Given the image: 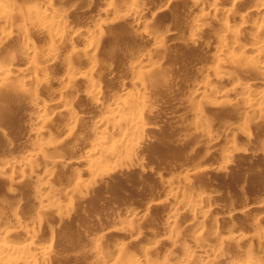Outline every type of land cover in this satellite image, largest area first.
<instances>
[{"label": "bare ground", "instance_id": "bare-ground-1", "mask_svg": "<svg viewBox=\"0 0 264 264\" xmlns=\"http://www.w3.org/2000/svg\"><path fill=\"white\" fill-rule=\"evenodd\" d=\"M17 1L18 0H0V37H3V36L9 37L10 35L11 36L13 35L14 38L16 36V37H19V39H21L22 46L24 47V50L22 49L23 47L21 49L23 50L22 56H23V59L25 60V62L23 61V63H25V66L21 68L17 67V70H14V71L2 69L1 67L3 63V59L7 57V52L5 51L6 52V55H5V52L2 51L3 49L2 50L0 49L1 50L0 52V85L1 86L6 85V86L14 88L15 89L14 99L17 100L15 96V92H17L21 95V96L17 95L18 99L21 98V100H26V102H28V104L23 103V106L30 104L29 108L28 106H26L28 110H25L27 112L26 113L27 119L25 115L22 116V118L25 117L27 121L26 120L24 121L23 119L24 123L25 122L29 123L34 128L33 130H35L36 132L32 134L34 131L32 132L30 128L31 126L30 127L28 126V128H30V131L32 132L30 134L33 136L31 138L28 137V139H25V140L23 139L20 146L18 145L20 151L16 148V150L19 151V154H16L19 156V159L17 160L16 158H14L16 160L13 161L12 160L13 158H12V159H9L12 161L8 160L7 162H6L7 160L6 159L4 163H0V184L2 183L4 186H8V187L13 186V184H15L14 182L15 178L11 179L10 177L12 176V174L11 175L9 174L10 176H8V172L10 173L11 170H13L15 167H18V166H19L18 168H20L19 170L22 171L21 173L22 178L29 179V176L31 177L32 174L33 175L40 174V180H43V181L40 182V188H39L41 189L42 193H39V191L37 190L38 194H36L35 197H33L34 203L37 204V207L39 208V210L37 213H32V215L29 214L28 217L26 216L28 218V225L29 224L32 225L31 228H29L30 226H28L27 223L21 222L22 219L20 218V215L24 212L25 207L23 208L21 206L23 208V212H22L21 210L22 208L18 209L16 208L17 206L15 207L14 205L13 207L15 208L11 209L10 212L5 211L6 213H9L8 219L3 220L1 219V216H0V219L3 220L2 228H0V264H35L36 261L38 262V260H41V262L43 261L44 264L46 263L48 264L49 261L47 262L46 260H47V257L49 258V256L47 255L55 249V247H53L55 245L50 244L51 242L49 243L48 236H47L48 238L47 240H46V236L45 238H42V237L39 238V235H41L40 233L43 229L41 226V223L44 222L43 221L44 217L49 216L47 218L52 217L54 219H57L60 212H65L68 215H73L76 208H74L73 203H68L66 205L62 204V201H63L62 198L64 197L63 195H67V196L73 195L81 199V201L82 199L85 200L87 196V191L91 189V188H88L89 186L88 181L90 180V177L93 176L92 185L94 186H96L98 182H102L105 175L102 176L103 178H101V176L100 177L95 176L94 173L98 170L100 171V169L104 168L108 163L112 164L111 162H114V163L118 162L121 168L125 169V172H126V169L129 170V168L134 166V164L140 165L142 163L143 160H141L140 158L141 156H139L138 151L143 147V143H144L143 139L145 140L147 139L146 137L147 132L145 131H147L148 128L146 127L144 119L146 116L145 113H148V111H146V108L149 107L148 103L150 105L152 104L150 103V98H149V102L147 99L148 98L147 88H149L147 86L148 83L146 84L145 80L142 79L143 77L141 78V76L139 75L140 72L135 77L133 75L134 78H132L133 81H131L132 88L133 87L135 88L134 94L130 93L131 95H126L127 93H129V92H126L125 94L126 97H123V98L119 97L117 99H114L116 98L114 96H112L114 97L112 99L108 96L111 99L109 102L104 99L105 93L106 92L108 93V91L106 90L105 92V89H104L106 87L105 85H104V88L102 87L101 85L102 83L100 82H102V80L104 79H102L103 77L101 76L100 78L98 76V73L96 74V70H97L96 68H97V65L99 68L101 64L104 66L105 63L104 64L101 63L100 65L99 63L97 64V62L99 61L98 58L104 55L102 58L104 59L108 55L107 54L108 51L110 53V49H111L110 47H113L115 52H117L118 50L117 54H120V53L124 54V52L128 51L130 48L133 49V47H136L134 45L135 44L134 42L133 44L130 41L132 43L130 44L131 47L128 43L125 42L126 33H124L125 30L123 28H122V30H124L123 34L121 33L120 31L121 29H120L119 31L121 34L118 32L119 34L118 33L114 34V36L109 39V36H110L109 32H105L104 31L105 29L103 30V27L101 25L102 29H99V30L97 29L96 32L94 31L95 33L93 32L94 34H92L93 36L91 38L92 42H89L88 46L81 47V48L79 47V49L78 48L75 49V47L73 46V43L70 41L71 44L70 43L69 44L74 47L73 48L74 51H76L84 59V61L80 62L78 66L76 65L74 66L72 65L74 64L72 63L73 57H71L73 55L69 56L67 55L68 54L67 53L66 54L68 56L67 57L64 54L67 52L68 49L63 54L61 50H63V52L65 50L64 49L60 50L61 47L59 46V44L61 45V43L65 41L67 42V40H72V39L74 40L75 39L74 36H76L78 32V31L76 32L74 31L76 29L74 28L75 26L72 25V23L69 21L70 19L68 20L69 18L68 16L70 15L68 14V11H69L68 9H70L69 13H71L72 9L68 8L67 9L68 11L65 9L64 10L60 9L59 11L58 7H57L58 9L52 7L53 4L49 2L52 0H31L30 3L27 2L28 0H26L25 4H24V1L21 0L23 2L22 3L23 5L19 4V1L18 2ZM115 1L116 0H97L95 3V5L96 4L103 5V8H101V11L103 9V12L101 13H103L105 17L107 18V20H105L106 25H113V24H117L120 22H125L126 20H128V18L131 19L132 16L135 17L138 15V18H139V13L142 11V9L144 10L145 9L144 7H146L145 5H147V3L146 4L143 3L145 2L143 0L142 1L132 0V2L130 1L131 4L134 2L135 3L132 5L130 4L131 6L129 5V8L127 9L128 14L121 15V13L123 12L121 10L122 12L120 13V15H118L119 12L117 13L116 11L117 9L119 10L120 8L118 7L116 9L115 4L117 3V1L116 2ZM171 1H172L171 3L175 1L176 2L186 1L185 3H189L193 6V8L192 7H190L191 9L189 8L192 11V14L190 15L187 14L188 20H186L188 21L187 27L190 30V33L192 36V38L191 39L189 38V41H188L192 45L191 47H193V45L195 44H198V45L202 44L201 42L207 39L209 35V31L212 28L215 31L218 30V34L220 33L221 35V38H219V40L215 42L216 46L215 47L213 46L214 48L211 49V50H214L213 52L215 54L211 52L213 53V55H210L208 58L206 57L207 58L206 61L204 59L207 67L206 68L201 67L202 69H205L204 71L200 68L204 72L202 73V75L207 76L208 78L203 79L202 78L203 76L202 77L195 76L191 78L190 80H188L187 84L193 93L192 102L190 100V104L192 105L193 99H195V97L199 95H202V96L213 95L217 99H223V100L224 99L226 100V98L230 96L231 97L234 96L235 98L237 97V100L234 101L235 107L238 108V105L244 107L247 114L251 113L255 119L262 122V120L264 119V0H171ZM26 3L27 4L29 3V4L26 5ZM88 3L90 5L89 1ZM85 5H87V3ZM225 5H228L229 7L223 8L225 7ZM28 6L34 7L30 9V10L33 9V11L31 12L33 14L31 15H33L34 21L32 19L33 17L29 18L31 16L30 12L28 13L30 16H27V17L24 16L25 19L28 18L29 21L30 19H32L30 23L29 21L27 22L25 19L23 20L21 16V14L25 15L24 12H21V11L22 10L27 11V9L29 8L27 9L25 8ZM172 8H174L173 12L177 11L175 10L177 8L176 6L175 7L172 6ZM193 9L195 10L194 13H193ZM205 9L207 11H204L205 13H203V10ZM166 11H163V9L162 11L160 10V12H164V14L167 13ZM196 14H199V16ZM106 18H102V19H106ZM137 23H138L137 24L138 27L132 30L133 32H129V33H132V36L136 38L138 37V39L141 38L144 40L151 41L155 45V49L152 48L153 49L152 51H149V50L146 51L144 49H139V48L135 50L133 49L134 53L132 52L131 53L133 54L134 58L131 60L135 59L134 65H136L139 68V70H142V69L145 70L144 72H142L144 73V75L150 74L151 76L153 72H155L158 68L160 70L161 69L160 66H162L161 60L160 62L158 61L159 63L158 62L156 63L155 62L156 59L153 58L152 55H155L156 53H158V55L161 54L159 56L161 57L162 53H164L165 51L164 52L162 51L163 49H161L162 48L161 46L160 47L157 46L158 43L160 42V39H159L160 37L155 35V33L152 32V30L150 31L149 21L145 19V21L139 20ZM72 26L74 27L72 28ZM233 29H236L235 30L236 32L232 31ZM36 34L38 35L44 34L47 36L48 42L49 40L52 41L49 44L47 43V45L45 43V46L41 44L42 47L43 46L44 47L42 49L41 48L38 49V50L41 49L39 54H38L39 51L38 52L36 51H37V48L40 46L36 48L37 42L36 44L33 42V40L36 39L34 38L35 36H37ZM86 34H88V32H86ZM211 34L214 35L216 33L215 32L214 34L210 33V35ZM218 34H216L215 36L216 37L219 36ZM210 35H209V38L211 37ZM132 36L130 35L131 39H132ZM130 37L128 36L129 39ZM55 39H57V42H55L56 41ZM5 40L6 38L4 39V41ZM107 41L108 43H106ZM78 43L79 42H77V44ZM104 43L108 44V46L105 47ZM22 50H20V53ZM131 50H129L128 53ZM15 51H17L16 48L14 49L13 53H15ZM113 52L111 51V53ZM9 53H8L9 60L11 58V61H12V58H15V56L17 57L16 54L10 55ZM16 53L21 56V54H19L18 52ZM117 54L115 53L113 55H117ZM109 56H112V55L109 54ZM69 57H71L72 59L71 64H70V61L68 60ZM77 57L75 59L79 58ZM16 59H19V58H16ZM109 60L112 62L111 59ZM157 60L159 59L157 58ZM40 61L45 62V63L47 61H52L55 63L54 66L57 64L58 65L62 64L65 68V71L62 72L61 74L60 73L57 74L58 73L57 72L55 73V75L57 76L53 75L55 77L50 78V75H51L50 72L52 71L54 74L53 64H49L51 63L49 62L48 64L43 65L45 64L43 63L42 64L43 66H41V68H38L39 63H41ZM37 62L39 63L37 64ZM104 62H106V59L104 60ZM111 62H109L108 66L105 65L107 66L108 69L111 67L110 66ZM21 63L19 64V66L21 65ZM106 64L108 63L106 62ZM7 66H9V62ZM103 66H100V67H103ZM15 68L16 67H14V69ZM234 69H236L235 71H237L238 69H241L239 73H242L241 71L244 72V75L242 76L241 79L238 80L235 77V75L233 74ZM60 71L61 70H59V72ZM108 74H110V72ZM111 76H113V74H111ZM111 76L109 75L107 77L111 78ZM118 79L119 78H115L116 81L113 80L114 83H112V86L118 81ZM122 81L123 79L121 80V82ZM216 83L230 84V86L229 88H226V89H220V88L216 89L214 86L216 85ZM50 84H53V86L54 85L57 86L56 91L57 89L58 91L56 93L50 92L49 96L47 95L49 97L48 99L47 97H45L46 99H41V96L43 95V93L41 92L42 88L45 86H49ZM121 85L122 84H120L119 86ZM3 87H2V90H3ZM49 87L48 89L51 91ZM255 88H258V89L261 88V90L255 91ZM116 89H117L116 91L119 90L118 88ZM121 89L123 90V88ZM121 89L119 90L120 92H118L119 93L118 96L120 95L122 91ZM9 96H13V95H9ZM80 96L89 98L87 100L92 101L90 102V105H89L90 109L91 108H92L91 110L98 109L97 111H99L102 114V116H100L101 118L99 119V121L93 118L97 121L96 126L95 124L93 125V123H90V124L86 123V121L91 118L88 116H86L88 117L86 118L83 115L85 113V110H84V113H82L83 111L82 112L78 111L79 106L78 108H76V106L79 103H77L75 106V102H76V99L79 98ZM20 101L17 100L16 103ZM80 101L81 100H79L78 102ZM82 105L83 104H81V106ZM191 105L189 106L191 107ZM156 107L155 108L153 107L154 108L153 110L155 111L154 113L156 114L161 115L165 113L166 111H168V104L161 103L160 106H156ZM191 108H193L194 112L198 116V118L197 117L195 118L197 120H194L195 122H192L193 124H191L192 125L191 127L194 130L199 131L201 133H204V134L207 133L206 134L207 136L204 135L206 138L204 137L203 138L206 139L205 142H207L209 146L213 145L215 142H218L220 139L218 140L215 137L217 135L213 136L211 135L212 132H209L210 130L214 128V124L208 122V120H204V118L201 119L200 116L202 114V111L200 108H194L193 106ZM87 109H88V113H90L89 108ZM80 110H83V109L80 108ZM24 113L25 112L23 111L22 114ZM85 114H87V112ZM196 114L195 115L193 114V115L196 116ZM93 116H94V113H93ZM247 117L250 118L249 116H246L245 118L247 119ZM242 120L241 122H243ZM248 121L246 122L244 120L243 124L241 123L242 129L245 130V127L247 126ZM58 123L63 124V128H62L63 130L61 132H58L59 135L57 136L59 139L57 141L54 140L53 142L51 141L52 139L51 136L53 133L51 134L52 130L49 129L50 127L49 125L50 124L55 125ZM86 124L93 125L94 127L93 126L92 127L95 129L99 137V140L97 141V143L95 142L96 144L94 145L93 150H88V152L81 150L83 148L85 149L83 145L86 144L85 139H87L88 137L86 136L89 135V134L88 135L86 134V130L87 129L89 130L90 127L86 128L87 127ZM109 125H112V127L110 126L111 127L110 128ZM117 129L118 130L124 129V131L122 134L120 132L116 133L115 130L118 131ZM236 129L230 128L228 134L233 131H236ZM88 132H90V130ZM115 133L121 134L120 135L121 140L119 139L120 141L117 144H112L111 139L115 137ZM30 134H28V136ZM92 134L93 133H91V135ZM52 137H55V136H52ZM10 142L9 141L6 142L7 146H10V144H13ZM145 143L147 142L145 141ZM13 145H11L12 149L15 148ZM6 149L8 150V152H11V150L9 151L8 147H6ZM94 156H96V158H93ZM222 156L225 162L230 160L229 159L230 153L224 154ZM59 165L62 166V169L65 168L67 172H69V169H75L76 166L83 165V167H85L83 170V175L87 177L90 176L89 180H87L86 182L85 179L84 180L82 179L81 172L79 173V171H76L79 173V175H76L74 172L75 170H73L74 173L73 172L72 173L75 174L76 182L70 187L69 185L65 184L67 185V188H66L65 185H63V182H61L64 180L63 177H62L63 180L56 179L58 175L55 173L56 170L54 168H57V166L59 167ZM116 165H114L115 166L114 169L117 167ZM121 168L120 169L118 168V169L121 170ZM140 168L138 170V174L141 176L145 172L144 170L145 167L143 166L144 169L142 168L140 169ZM51 169L55 170L53 174L54 175L56 174L57 176V177L55 176L56 178H54L53 175L51 176V173L49 172ZM58 169H61V168H58ZM111 169L109 168L108 170L107 168L106 172H109ZM103 171L105 172V170ZM48 172L50 174H48ZM67 172L66 174L63 173L64 174L63 176L65 175L67 176L68 175ZM100 172L103 173L102 171ZM113 172L116 173V170ZM113 172H111L110 174H112ZM125 172H123V174H125ZM120 173H122V170L120 171ZM133 173H136V172H133ZM155 173L157 174V171H155ZM73 174L72 176L71 175L69 176L73 178ZM98 175H101V174L99 173ZM188 175L190 174L187 173L179 177L176 176L177 178L175 177L174 179L165 178L166 180H160L161 185L165 192L162 195H160L161 197L159 200H156L154 203L152 200L153 204L146 207V211H147L146 213L155 212L156 210L158 211L161 208L167 207L165 209L166 213H164L165 218L164 219L159 218L161 214L158 217L160 220L162 219L161 224L165 231L164 234L157 236L155 235L156 233L151 232L153 230L152 229L151 231L150 230L149 231L153 233L151 235H154V236L152 237L151 235H149L150 233L147 234L148 237L145 236L144 234L148 233L149 231L145 232L144 230H142V226H143L142 224L140 228V222L143 223V220L141 221V219H139L140 215L137 216L131 212H128L127 214L123 215V219H122L123 223L121 222L122 224H120L119 229L118 230L116 229L117 230L116 240H114L115 237L114 239L112 238L113 240H108V237L110 235L111 237L115 236V234L113 233L112 234L102 233V235H98V237L92 236V240L96 241V243L94 244V246H91L93 248L90 247L92 249V251L90 250L91 255L100 257L104 254L106 257L105 259L106 262L104 264H264V229L257 230L256 228L257 226H255L253 227L254 229H252L253 231L252 235L242 236L238 232H236L239 229L236 228L237 230L234 231L235 230L234 229L235 226L233 227L234 223L232 227L231 225L229 227L224 226V217L227 214L231 215V211L234 209L231 210L227 208L226 206H221L222 205L221 202H220L221 205L220 203L218 204L217 203L218 197L216 196L217 197L216 198L214 196L215 194H210L211 192L210 193H208L207 191L205 192L206 189L204 190H202L201 188L193 189L192 187L193 185L191 184V181H189L190 176L188 177ZM26 176L28 177L26 178ZM70 177L69 179H72ZM187 177L189 179L188 182H187ZM100 178L102 179V181ZM25 179H24V183H25ZM18 180L20 179L18 178ZM58 181H60L61 183H55ZM24 183H22L23 184L22 186H24ZM17 186H19V184ZM13 187H11L8 191L5 190L6 192L4 191L6 193V200H7V192H8V196L10 195L11 198L12 197L14 198L12 200L18 201L17 198L20 199V194H17L19 195L17 197L15 190L14 191L12 190ZM0 188L2 190L1 185H0ZM14 188L18 189V187L16 186ZM19 189H20V186H19ZM246 195L244 192L242 193L240 192L239 194H236L233 196L229 195L226 200L227 201L229 200L231 202L233 201V203H235L236 201L240 203L242 201L243 203H245V205H248V201L246 202L247 200ZM10 196L8 197L9 199L7 201L10 200ZM86 201L88 200L86 199ZM19 204L21 205L20 202ZM225 207L227 209H225ZM3 209H2V212L0 211L1 212L0 215H3L2 213H5L3 212L5 209L4 210ZM228 210H230V212ZM184 214H188L190 218L188 217L189 221L186 224H184L183 222L184 224L183 225L181 222V219L183 220L182 215ZM234 214L236 213L234 212ZM237 214L235 216L253 215L257 218L258 222H261L262 220H264V207L258 206L256 204L253 205V204H250L249 202V205L244 207V209L239 213V215ZM68 215H65V216H68ZM146 215L147 214H145V216ZM71 217L64 218V219L61 218L62 220L60 219L61 221H60L58 228L62 230L61 231L59 229V232L60 231L65 232L66 234L67 233L71 234L72 232L71 236L74 235L73 236L74 238L76 237L75 235L83 234L84 230L82 231V229L80 228V226L82 225H73L71 223ZM161 217H163V215ZM206 224H209L208 225L209 227ZM229 224H231V222ZM36 226L39 228L36 229ZM48 226L49 228L52 227L51 225H48ZM135 226L136 228L139 226L138 229L135 230L134 229ZM149 229H151L150 226H149ZM45 230L43 229L44 232L49 231L50 232L49 234H52L51 231H53V229L51 230L49 229L48 231H45ZM135 231H140V232H135ZM105 233L107 232L105 231ZM158 234L160 233L158 232ZM131 235H133L134 237L129 243H127L126 241L128 239L126 240L125 236L127 237ZM123 236L126 241H124L123 238H122L123 240L121 239V237ZM50 240L53 241V238H50ZM243 244L247 245L246 251L245 252L238 251L239 249L238 247H240ZM48 245H53L51 246L52 251H50L51 248L47 247ZM159 247L162 248V252H158L159 250L157 249ZM52 254L53 252L50 255L52 256ZM51 258L49 259L51 260ZM92 259H95V258H92Z\"/></svg>", "mask_w": 264, "mask_h": 264}, {"label": "rangeland", "instance_id": "rangeland-1", "mask_svg": "<svg viewBox=\"0 0 264 264\" xmlns=\"http://www.w3.org/2000/svg\"><path fill=\"white\" fill-rule=\"evenodd\" d=\"M18 1H19V4L23 5L22 4L23 2L21 0H18ZM23 1L25 4L26 0H23ZM30 1L31 0H28L27 2L30 3ZM88 1L90 2V5H89ZM93 1L94 0H52V1H49L53 4L52 7H54V8L58 7L59 11H60V9L61 10H64V9L67 10L68 8L72 9L71 13H69L70 9H68L69 11L67 10L68 14H70L68 16L69 17L68 20L70 19L69 21L72 23V25L75 26V27L72 26V28L73 27L76 28L74 31L75 32L78 31L77 34H79V35L76 34V36H74V38H75L74 40L73 39L67 40V42L65 41V42L61 43V45L59 44V46L61 47V48L59 47L60 50L61 49L65 50L64 52H63V50H61L63 54L68 49L64 55H66L67 53H68L67 55H69V56L73 55L71 57H73L72 59H73V61L74 60L75 61L74 62L72 61V63H74L72 65L78 66L80 64V62L84 61L83 57L80 56L76 51H74L73 48L75 47V49H77V48L79 49V47L81 48V47L88 46L89 42H92V39H91L93 36L92 34H94L97 29L98 30L102 29V27H103V30L105 29L104 30L105 32H109V35H110L109 39L112 38L114 36V34H117L118 32L120 33V31L123 34V31L125 30L124 31V33H126L125 34V37H126L125 42L128 43L129 45L134 42L135 44L134 43L133 44L136 46V47H133L134 50L139 48V49H144L146 51H148V50L152 51L153 49H155V45L151 41L144 40L141 38L138 39V37L136 38V37L132 36V33H129V32H133L132 30H134L138 27L137 22L139 20L145 21V19L147 21H149V23H150L149 24L150 31L152 30V32H154L155 35L160 37L159 38L160 44L158 43L157 46H159V47L161 46L162 47L161 49H163L162 51L163 52L165 51V52L162 53V56H164V57H162V56L159 57L161 54L158 55V53H156L158 55V57L156 54H155L156 56L152 55L153 58L156 59V61L153 59L156 63L158 61L160 62V60H161L162 66H160V68H161L160 70L158 68L155 72H153L151 74V76H150V74L144 75V73H142V72H144L145 70L144 69L139 70V68L136 65H134L135 59L131 60L134 58V56L132 54V53H134L132 48L129 49V50L132 49L129 53H128V51H129L128 50V51L124 52V54L120 53V52H119L120 54H117L118 50H117V52H115L114 48L109 46L111 48L110 53L108 51V53H107L108 55L104 59H102L104 55L102 57L98 58L99 61L97 62V64L99 63V65H100L101 63H103V64L105 63L104 66L109 65V62H111L109 59L112 60V62L110 64L111 67L109 69L107 68V66H105L109 70L110 74H108L109 73L108 70L102 64L100 66H103V67L99 66V68H98V65H97V68H96L97 69L96 74L98 73V76L99 77L101 76V77H103L102 79H104V80H102V82H100V83H102L101 84L102 87L104 88V85L107 87V89H106V87L104 88L105 92H106V90L108 91V93L107 92L105 93L104 99L106 101L109 102L114 97H116L114 99H117L119 97L123 98V97H126V95H131L130 93L134 94L135 88L134 87L132 88L131 81H133L132 78L137 76L139 72H140L139 75L141 76V78L143 77L142 79L145 80L146 84L147 83L149 84V85L147 84V86L149 87V88H147V90H148L147 91V93H148L147 99L149 102V98H150V103L152 105H150L148 103L149 107L151 106L150 108L148 107L149 110H148V108H146V111H148L149 114L145 113L146 116L144 115L145 116V119H144L145 124H146V127L148 128V130L145 131V132H147L146 133L147 136L145 135L147 137V139L146 140L143 139V142H144L143 147L138 151L139 156H141L140 157L141 160H143L140 165H142V164L143 165L140 166L139 164H136V165L134 164V166L129 168V170L126 169V172H125V169H122L121 166L118 164V162H115V163L111 162L112 164L108 163L109 165L107 164L105 166L106 168L104 167V168L100 169V171H102L104 174L101 173L99 170L94 173L95 176H97V177L101 176V178H103L102 176L105 175L103 178V181L100 178L102 182H98L99 184L97 183L96 186L92 185L93 176H91V177L89 176L90 177V180H89V177L83 175V170L85 168V167H83V165L76 166L77 169L76 168L75 169H69V172H67L65 168L62 169V166H60V165H59V167L57 166V168H54L56 170V172H55V170L51 169L49 171L51 173V176L53 175V177L56 178L57 177L56 174H57L58 175V177L56 178L57 180H61L63 177L64 180L62 179L63 181H61V182H63V185H65V184L69 185V187L76 182L75 174L79 175V173L81 172L82 179L83 180L85 179L86 182H87V180H89L88 181V184H89L88 188H91V189H89L87 191V196H86V198L84 197L85 200L82 199V201H81V199H79L78 197H75L73 195L72 196L71 195L70 196L69 195L68 196L63 195L64 197L62 198V200H63L62 204L66 205L68 203H73L74 208H76L73 215H68L65 212H60V214L58 216L59 219L58 218L54 219L52 217L47 218L49 216L44 217V220H43L44 222H42L43 225L41 223L42 228L44 230L46 229L45 231H48L49 229L50 230L53 229V231H51L52 234H49L50 233L49 231L44 232L42 229L43 232L41 231V233H40L41 235H39V238H41V237L45 238V236H46V240L49 238L48 239L49 243L51 242L50 244L55 245V246H53V245L47 246L48 248H51L50 251H52L51 246L55 247V249L53 248L54 250L52 251L53 252L52 256L50 255L52 252L49 253V251H48L49 254L47 256H49V258H51V257L52 258L50 260L47 257L46 261L47 262L49 261V263L51 261L50 264H99V263L104 264L106 262V260H105L106 257L104 254L100 257L97 256L99 258H97L95 255H93V256L91 255V251H92L91 248H93L91 246H94V244L96 243V241L92 240V236L98 237V235H102V233L103 234H109V233L112 234L113 233V234H115V236L111 237V235H110L108 237V240H113L114 237H115L114 240H116L117 239V237H116L117 232L116 231L119 229L120 224L123 223V220H122L123 215L127 214L128 212H131L137 216L140 215L139 219H141V221L143 220V223L140 222V228L143 225L142 230H144L145 232H148L149 230L151 231L153 229L151 232L156 233L155 235H157V236L164 234L165 231H164V228L162 227L161 220L165 218L164 213H166L165 209L167 207L159 209L160 211L156 210L155 212H149V213H146L147 212L146 207L153 204L156 200H159L161 197L160 195H162L165 192L162 185H161L160 180L174 179L176 176L179 177V176L185 175L187 173L190 174V175H188V177L190 176L189 177L190 180L187 177V182H188V180L191 181V184L193 186L191 184L190 185L193 187V189L194 188L195 189L201 188L202 190L206 189L205 192L206 191L208 193L211 192L210 194H215L214 196L218 197V198L216 197L218 200V202H217L218 204L221 202L222 203V205L220 203L221 206H226L227 208H229L231 210L234 209L231 211V215L227 214L228 215V216L226 215L227 218H226V216L224 217V226L229 227L231 225V227H232V225L234 223V225H233V227L235 226L234 231L239 229L240 232H239V230H237L236 232H238L242 236L252 235L253 234L252 229H254L253 227H255V226H257L256 227L257 230L264 229V220H262L263 222L262 221L258 222L257 218L253 215H250V216L249 215H241V216L239 215V213L244 209V207L249 205V202H250V204H253V205L256 204L258 206L264 207V205H263L264 204V121H263L264 119L262 120V122H260L257 119H255L251 113L247 114L244 107L239 106V105H238V108L235 107L234 101L237 100V97L235 98L234 96H232V97L230 96V97L226 98V100L225 99L223 100V99H217L213 95H209V96L199 95V96L195 97V99H193L192 105L190 104V100L192 102L193 93L187 84L188 80H190L191 78H193L195 76H199V77L203 76L202 77L203 79L208 78L207 76L202 75V73H204L203 71L205 70L202 68L207 67L205 64L206 63L205 61L210 55H213L214 50H211V49H213L216 46L215 42L217 40H219V38H221L220 33L218 34V30L215 31L213 28L212 29L210 28L211 32L209 31V35H210V33L214 34V32H215L220 37L219 36L216 37L215 36L216 34H214V35L211 34L210 35L211 37L209 38V35H208L207 39L204 40L205 42L202 41L201 42L202 44H200V43H199L200 45L195 44V45H193V47H191L192 45L188 41H189V38L190 39L192 38V36H191L190 30L187 27L188 21H186V20H188L187 14L188 15L192 14L190 7L193 8V6L189 3H185L186 1L185 2L184 1L183 2H180V1L176 2L175 1V2L171 3L172 2L171 0H143V1H145L143 3H145V4L147 3V5L143 4L146 7H144L145 9L144 10L142 9V11L139 13V18H138V15L135 17L132 16L133 19L130 16L131 19L128 18V20H126L125 22H120V23L113 24V25H106L105 24V20H107V18L105 17V15L103 13H101V12H103V9L101 11V8H103V5H101V4L95 5L97 0H95L94 2ZM116 1H117V3L115 4L116 9L118 7L120 8L119 10L117 9V11H116L117 13L119 12L118 15H120V13L122 11L124 13L122 12L123 14L121 13V15H124V14L127 15L128 14L127 9L129 8V5L131 4L132 0H121V1L116 0ZM83 3H84V5L87 3L88 7H87V5L84 6ZM134 3H132V4H134ZM28 4L26 3V5H28ZM26 5H24V6H26ZM170 5H172L173 7L176 6L177 8L175 10H177V11L173 12L174 8H172V6H170ZM167 6H168V8H167ZM226 7H229V6L225 5V7H223V8H226ZM27 8H29V9H27ZM31 8H34V7L28 6L25 8V9H27V11L26 10L21 11V12H24L25 15H22L20 12L23 20L25 19V17L33 14V13H31L33 11V9L30 10ZM142 8H143V6H142ZM165 8H167V9H165ZM162 9H163V11L167 10L166 11L167 13L164 14V12H160V10L162 11ZM194 11L195 10L193 9V13H194ZM204 11H207V10L206 9L203 10V13H205ZM29 12H30V15L28 14ZM185 13H186V15H185ZM199 14H196V15L199 16ZM102 15H104V16H102ZM32 17H33V15H31L29 18H32ZM102 18H106V19H102ZM32 19L34 21V17ZM32 19H30V21L28 18L25 20L27 22L29 21V23H30ZM101 20H102V22H101ZM26 21H24V22H26ZM101 25H102V27H101ZM120 25H121V27H120ZM122 28L124 30H122ZM235 30L236 29H233L232 31L236 32ZM86 32H88V34H86ZM36 35L38 36V38H37V36L34 35L35 37L34 36L33 37L36 39L33 40V42L35 44L37 42L36 48L38 46H40L37 48V51H36V52L39 51L38 52V54H39L41 49L45 46V43L47 45V43L49 44L52 41L49 40V42H48L47 36L44 34L43 35L39 34L40 37L38 34H36ZM130 35L132 36L133 40L131 39ZM128 36L130 37V39L128 38ZM5 38H6V40L4 41ZM42 39H43V41H42ZM90 39H91V41H90ZM1 40H3V41H1ZM55 40H56L55 42H57V39H55ZM70 41L73 43L74 47L72 45H70L71 44ZM136 41H138V42H136ZM55 42H53V43H55ZM77 42H79V43L77 44ZM106 43H108V41ZM106 43H104L105 45L103 44L105 47L108 46V44H106ZM41 44L44 46L42 47ZM134 45H132V46H134ZM5 46H6V48H5ZM22 47H23L22 42H21V39H19V37L15 36V38H14L13 35L12 36L10 35L9 37H5V36L0 37V49L1 50L3 49L2 50L3 52H5V51L7 52V57L6 58L4 57L6 60L3 59V63H2V67H1L2 69L14 71V70H17V67L21 68V67L25 66V63H23V61L25 62V60L23 59V56H22V52L24 50V47L23 48ZM130 47H131V45H130ZM15 48L17 51H15V53H13ZM39 48H41V49L38 50ZM1 50H0V52H1ZM20 50H22L21 53H20ZM72 51H73V53H72ZM111 51L112 52L114 51V52L111 53ZM6 52H5V55H6ZM16 52L21 54L22 58ZM211 52H213V53H211ZM8 53L10 55L16 54L17 57L15 56V58H12V61H11V58L9 60ZM115 53L117 55H113ZM109 54H111L112 56H109ZM18 56H20V57H18ZM71 57L68 58V60L70 61V64H71V60H72ZM76 57L78 59H75ZM112 57H114L115 59ZM7 58H8V60H7ZM16 58H19V59H16ZM157 58L159 60H157ZM105 59H106V62L108 64H106V62H104ZM204 59H205V61H204ZM19 60H20V62H19ZM6 61H7V63H6ZM21 61L24 65L21 63ZM77 61H79V62H77ZM131 61H133V62H131ZM8 62H9V66H7ZM40 62L41 63L37 62V64L39 63V66L36 65V66H38V68H41V66L46 65L49 62H51L49 64H53L54 74L51 71L50 72V74H51L50 78L51 77L54 78L55 76H57V75H55V73H57V72H58L57 74H59V73L61 74L62 72L65 71V68L62 64L61 65L63 66V68L61 65H58V64L54 66L55 63L52 61H47L46 63L42 62V61H40ZM20 63H21V65L19 66ZM43 63H45V64H43ZM161 64H159V65H161ZM13 66L16 68L14 69ZM12 68H13V70H12ZM61 68L63 69V71ZM42 69H43V67H42ZM42 69H40V70H42ZM102 69H104V70H102ZM59 70H61V71L59 72ZM235 70L236 69H234L233 74L235 75V77L238 80L241 79L242 76L244 75V72L241 71L242 73H239V71L241 69H238L237 71H235ZM237 73H238V75H237ZM111 74H113L114 77L111 76ZM53 75H55V76H53ZM109 75L111 76V78L107 77ZM133 75H134V77H133ZM115 78H119V79L112 86V83H114V81H116ZM121 78L123 79L122 82H121V80H122ZM144 78H146L147 81ZM109 79H110V81H109ZM116 84H118V85H116ZM120 84H122V85L119 86ZM216 85H214L216 89H219V88L220 89H226V88H229V86H230V84H224V83H220V84L216 83ZM49 86H45L42 88L43 91L41 90V92L43 93V95L41 96V99H46L45 97H47V99H48L50 92L56 93L58 91V89L56 91L57 86L54 85L55 86L54 87L53 84H50ZM2 87H3V90H2ZM48 87L51 89V91L48 89ZM115 87L118 88L119 90L121 88H123V90L121 89L122 91H121L119 96H118V94H119L118 92H120V91L119 90L116 91L117 89ZM9 89H11V90H9ZM131 89H133V90H131ZM14 90L15 89L12 87H9L6 85H2V86L0 85V163H4L6 159H7L6 160V162H7L9 159H12V158H13L12 159L13 161L16 159L18 160L19 156L16 155V154H19V151H20L18 145L20 146L23 139L24 140L28 139V137L31 138L33 135H31L30 133H32L34 131L32 133V134H34L36 132L35 130H33L34 128L29 123H27V122H25L27 124L24 123V121L27 119V116H26L27 112L25 110H28V109L26 108V106H28V108H29L30 104L23 106V103L28 104V102H26V100H21L20 97H19L20 99H18L17 95L18 96H21V95L19 93L15 92L16 99L19 101L21 100L20 102L16 103L17 100L14 99L15 98L14 97ZM260 90H261V88H259V89L255 88V91H260ZM3 91H4V93H3ZM9 92H11V93H9ZM126 92H129V93L126 94ZM4 95L5 96L7 95L8 97L7 96L5 97ZM9 95H13V96H9ZM112 96H114V97H112ZM42 97H44V98H42ZM22 99H23V97H22ZM87 99H89V98L81 97V96L79 98H77L76 102H75V106L77 103H79L76 106V108H78V106H79V108H78L79 110L78 109H76V110H78L80 112L83 111L82 113H84V110H85V113L87 112V114L84 113L83 115L85 117L88 116L91 118V119L87 120L86 118H88V117H86L85 119L88 121V122L86 121V123H89V124L93 123V125L95 124V126H96L97 121H99V119L101 118L100 116H102V114L99 111H97L98 109H94L95 112H94V110H91L92 108L90 109L89 105H90V102H92V101L91 100L89 101ZM2 100H4V101H2ZM79 100H81V101L78 102ZM221 100L224 102L226 101L225 104ZM163 102L165 104H168V111H166L165 113H163L161 115L154 113L155 111L153 109L156 106H160L161 103L164 104ZM80 103L83 105L81 106ZM84 104H85V106H84ZM17 105H18V107H17ZM87 105H88V107H87ZM189 105H191V107L193 106L194 108H200L202 111V114L200 116L201 119L204 118V120H208V122L214 124V128L212 130H210L209 132H212L211 135H213V136L217 135L215 137L218 140L220 139L218 142L214 143L215 145L213 144L214 146L210 145L211 146L210 147L207 144V142H205L206 139H204V138H206L205 136H207L206 135L207 133H205V134L201 133L199 131L194 130L191 127L192 126L191 124H193L192 122H195L194 120H197L195 118L196 117L198 118V116L194 112L193 108H191ZM19 106H20V108H19ZM84 107H86V108H84ZM241 107H242V109H241ZM80 108L83 110H80ZM87 108H89L90 113H88ZM23 111L25 112L24 114H22ZM192 111H193V113H192ZM93 113H94V116H93ZM193 114L194 115L196 114V116H194ZM24 115L26 116V119H25V117L22 118V116H24ZM246 116H249L250 118L247 117V119H246L245 118ZM93 118L97 119V121ZM23 119H24V121H23ZM13 120H15V121H13ZM241 120L243 122H244V120L246 122L248 120L250 121V122L248 121V124L245 127V130L242 129V127H241V123L243 124V122H241ZM89 121H91V122H89ZM89 124H86L87 125L86 128L90 127V129H89L90 132H88L89 130L87 129L86 134L87 135L89 134L90 136L89 135L86 136L88 138L85 139L86 144L83 145V147H85V149H87V150H85L83 147H82L83 149H81L82 151L84 150L87 152H88V150H93L94 145L99 140V137H98L95 129L93 128L94 126L89 125ZM28 126L29 127L31 126L30 128H31L32 132L30 131V128H28ZM49 126H50L49 129L52 130L51 134L52 133L55 134V135L52 134V136H55V137L51 136V138H52L51 141H53V142H54V140L57 141L59 139L57 136V135H59L58 132H61L63 130L62 129L63 124H61V123H58L55 125L50 124ZM110 126L112 127V125H109V127ZM230 128H233V129L237 128V129H236V131H233V132L228 134ZM2 130H3V132H2ZM123 131H124V129H119L118 131L115 130L116 133L120 132L121 134L123 133ZM91 133H93V134L91 135ZM116 133H115V137H113L111 139L112 144H117L121 140V136H120L121 134L120 133L116 134ZM191 133H193V134H191ZM233 133H235V134H233ZM28 134H30L31 136L30 135L28 136ZM201 134H203V135H201ZM222 138L225 140H223ZM88 139H90V140H88ZM4 141H5V143H4ZM7 141H9V142L11 141L10 143H13L14 145L8 143V144H10V146H7V143H6ZM145 141L147 143H145ZM11 145H13L15 147V148L13 147L15 150L12 149ZM5 146L8 147L9 151L11 150V152H8V150L6 149ZM16 148L19 151L16 150ZM236 152H238V153H236ZM229 153H230V158H229L230 160L225 162L222 155L229 154ZM231 153H233V154H231ZM14 158H16V159H14ZM93 158H96V156H94ZM12 160H9V161H12ZM116 164H118V165H116ZM110 165H111V167H110ZM114 165L117 166L115 169H114V167H115ZM143 166L145 167V169L143 168ZM18 167H15L13 170H11L10 173L8 172V176H10L12 174L13 177L11 176L10 178L11 179L15 178V181H14L15 184H13V186L18 187V189L17 188L15 189L13 186H11V187H13L12 188L13 191L15 190L16 195L20 194V199L21 198L22 199L21 200L19 198H17V199H18V201L20 200L19 202L21 203V205L19 204L18 201L12 200L14 198L13 197L11 198L10 195H9L10 200L7 201L9 199L8 198L9 197L8 192H7V200H6V193L5 192L8 191L11 187L4 186L1 183L0 185L2 186L3 191L0 188V209H1L0 211L2 212V209L4 208L5 210L3 209L4 210L3 212H5V211L10 212V210L15 208L16 206H17L16 208H18V209L25 207L24 212H23V208L21 209L23 213L22 214L20 213L21 214L20 218L22 219L21 220L22 223H27V225H28V218H27L28 215L29 214L32 215V213H37L39 210V208L37 207V204L34 203L33 197H35V195L38 194V191H39V193H42L41 189H39V188H40V182H42L43 180H40V174H38V175L32 174L31 177L29 176V179L22 178V175H21L22 171H20L19 170L20 168H18ZM140 167L145 170L144 174H142L141 176L138 174V170ZM225 167H227V168H225ZM58 168H61V169H58ZM107 168H108V170H109V168L110 169L112 168V169L109 172H106ZM118 168L119 169L121 168L122 173H120L121 170H119ZM117 169L119 172L117 171ZM18 170H19L20 174H19ZM70 170H71V172H70ZM73 170H75L74 171L75 174H73L74 173ZM103 170H105V172ZM112 170L113 171L116 170V173L113 172ZM57 171H59V172H57ZM76 171H79V173ZM155 171H157V174L155 173ZM49 172H48V174H50ZM53 172H55L56 174L54 175ZM66 172L68 175L63 176L64 174H66ZM111 172H113V173L110 174ZM123 172H125V174H123ZM133 172H136V173H133ZM58 173H60V174L62 173V174L60 175ZM99 173L101 175H98ZM72 174H73V178L69 176V175L72 176ZM27 177L28 176H26V178ZM59 177H60V179H59ZM69 177L72 178L73 180L69 179ZM18 178L20 180H18ZM24 179H25V183H24ZM26 180H27V182H26ZM21 181H22V183H24V186H22L23 184L21 183ZM61 182L58 181L55 183H61ZM18 184L20 186V189H19V186H17ZM67 185H65L66 188H67ZM240 192L241 193L244 192L245 195L247 194L246 195V199H247L246 202L248 201V205H245V203H243L242 201L240 203L237 201L236 202L234 201L235 203H233V201L231 202L229 200L228 201L226 200L229 195L233 196V195L239 194ZM18 196L19 195H17V197ZM86 199L88 201H86ZM152 200H153V203H152ZM13 201H15V202H13ZM14 205H15V207H13ZM226 207H225V209H227ZM228 211L230 212V210H228ZM6 212L2 213L3 215H0L1 219H3V220L8 219L9 213H6ZM234 212L236 214L238 213L237 215H239V216H235L236 214H234ZM145 214H147V215L145 216ZM65 215H68V216H65ZM159 215H160V217H159ZM162 215H163V217H161ZM68 217L69 218L71 217V223L73 225H82V226H80V228L82 229V231L84 230V233H83L84 235L83 234L75 235L76 237H74L75 238L74 239L73 238L74 235L71 236L72 232H71V234L70 233L66 234L65 232H61L62 230L60 228H58L60 221L64 218H68ZM158 217L162 218V219L160 220ZM188 217L190 218V216L188 214L182 215V218H183V220L181 219L182 224H183V222H184V224H186L189 221ZM143 218L145 219V221ZM229 219L230 220L233 219V220L230 221ZM3 220L0 221V228H2ZM158 222H160V223H158ZM230 222H231V224H229ZM47 224L51 225L52 227L50 226L51 228H49V226ZM206 225L208 226L209 224H206ZM28 226H30L29 228L32 227V225H30V224ZM149 226L151 229H149ZM138 227L136 228V226H135L134 229L136 230V229H138ZM208 227H206V228H208ZM37 228H39V227L36 226V229ZM147 228H148V230H147ZM59 229L61 230L60 232H59ZM105 231L107 233H105ZM108 231H110V232H108ZM113 231H115V232H113ZM150 231L148 233H145V234L143 233V234L148 237L147 234H149V233H150L149 235L153 234ZM135 232H140V231H135ZM158 232L160 234H158ZM53 234H55V235H53ZM47 236H48V238H47ZM151 236L153 237L154 235H151ZM151 236H149V237H151ZM127 237L125 236L126 240L128 239L127 241L125 240L124 236L121 237V239L123 238L124 241L129 243L134 236L131 235V236H127ZM50 238H53V241H51ZM118 238H120V237H118ZM89 239H91V240H89ZM152 239H154V238H152ZM86 247H88V248H86ZM159 248L157 249V250H159L158 252H162V248H160V249ZM238 248H239L238 251L245 252L247 249V245L243 244ZM92 258H95V259H92ZM93 260H95V261H93ZM40 262H41V260H38V262L36 261L37 264H39ZM40 264H44L43 261Z\"/></svg>", "mask_w": 264, "mask_h": 264}]
</instances>
